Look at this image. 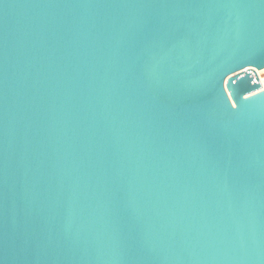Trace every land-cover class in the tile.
<instances>
[{"label": "water", "instance_id": "obj_1", "mask_svg": "<svg viewBox=\"0 0 264 264\" xmlns=\"http://www.w3.org/2000/svg\"><path fill=\"white\" fill-rule=\"evenodd\" d=\"M254 69L264 0H0V264H264Z\"/></svg>", "mask_w": 264, "mask_h": 264}, {"label": "bare ground", "instance_id": "obj_2", "mask_svg": "<svg viewBox=\"0 0 264 264\" xmlns=\"http://www.w3.org/2000/svg\"><path fill=\"white\" fill-rule=\"evenodd\" d=\"M250 69H251V68H250ZM252 70H253V69H252ZM253 72L258 76V78H259V80H260V83H261V86L264 87V83H263V81H262V79H261V77H260V75H259L257 69H254Z\"/></svg>", "mask_w": 264, "mask_h": 264}, {"label": "snow or ice", "instance_id": "obj_3", "mask_svg": "<svg viewBox=\"0 0 264 264\" xmlns=\"http://www.w3.org/2000/svg\"><path fill=\"white\" fill-rule=\"evenodd\" d=\"M261 91H264V89H262ZM253 95H255V93H253Z\"/></svg>", "mask_w": 264, "mask_h": 264}]
</instances>
